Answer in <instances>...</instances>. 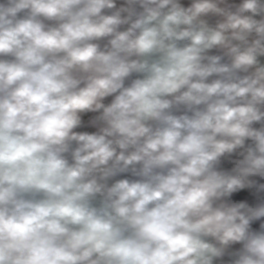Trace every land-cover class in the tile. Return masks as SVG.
Returning a JSON list of instances; mask_svg holds the SVG:
<instances>
[{
  "label": "clouds",
  "instance_id": "clouds-1",
  "mask_svg": "<svg viewBox=\"0 0 264 264\" xmlns=\"http://www.w3.org/2000/svg\"><path fill=\"white\" fill-rule=\"evenodd\" d=\"M0 264H264V0H0Z\"/></svg>",
  "mask_w": 264,
  "mask_h": 264
}]
</instances>
